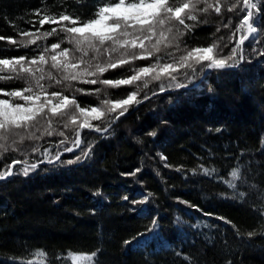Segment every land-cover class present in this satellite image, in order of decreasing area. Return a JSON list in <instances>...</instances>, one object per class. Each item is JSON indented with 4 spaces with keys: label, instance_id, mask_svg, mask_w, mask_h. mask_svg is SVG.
Instances as JSON below:
<instances>
[{
    "label": "trees",
    "instance_id": "trees-1",
    "mask_svg": "<svg viewBox=\"0 0 264 264\" xmlns=\"http://www.w3.org/2000/svg\"><path fill=\"white\" fill-rule=\"evenodd\" d=\"M230 2L222 0L220 15L197 13V21H186L193 25L191 31L179 26L180 51L172 47L164 51L173 55L158 54L161 64L175 65L171 75L162 73L159 80L147 75L117 88L41 81L49 92L75 97L82 107L103 108V99L126 98L131 92H137L139 102L147 99L133 102L104 133L80 129L79 147L77 126L67 118L53 117L52 136L37 132L39 139L25 140L17 151L0 154V171H5L14 159L44 160L45 149L51 157L72 147L73 152L64 153L61 160H75L82 150L91 152L71 165L59 161L38 165L28 176L17 171L24 165H15V175L0 181V264H72L69 253L93 252H97L95 264H264V31L244 41L234 58L244 59L236 68H209L196 87L191 85L198 82L207 62L197 65L195 72L178 66L179 56L192 47L215 43L217 58L231 53L242 35L237 28L243 13L228 12ZM99 6L102 0H0V36L5 38L0 40V58L25 53L31 58L45 47L50 49L51 43L72 48L59 26L39 25L35 10L85 20L94 18ZM229 18L231 26L222 27ZM260 24L264 29V17ZM53 27L57 34L28 48L9 43V39L26 40L21 35L25 30L35 33ZM151 63L154 57L135 60L100 78L127 79L134 69ZM43 68L62 78L51 68L50 58ZM176 83L185 87L177 88ZM26 86L24 78L0 80L4 91ZM161 87L167 91L160 93ZM0 98L6 97L0 94ZM117 115L110 113L91 123L104 129ZM38 126L44 131L49 121L42 119ZM135 169H140L135 176L121 175ZM98 189L100 194L94 195ZM149 192L153 195L148 202L137 204L135 211L122 199L127 195L139 200ZM180 201L214 215L205 216ZM154 217L156 228L151 223ZM125 240L131 242L126 245Z\"/></svg>",
    "mask_w": 264,
    "mask_h": 264
},
{
    "label": "snow or ice",
    "instance_id": "snow-or-ice-1",
    "mask_svg": "<svg viewBox=\"0 0 264 264\" xmlns=\"http://www.w3.org/2000/svg\"><path fill=\"white\" fill-rule=\"evenodd\" d=\"M210 11L220 15L222 0H102V6L98 7L94 18L89 17L85 20H81L79 16L73 18L72 15L63 12L59 15H42L39 9L35 10L36 15L40 16L39 25L55 24L59 26V30L66 34L65 39L72 48H61L60 43H51L50 49L45 47L38 55H33L31 58H28V53L10 59L0 58V72L7 71L14 74L13 76H0V80L24 78L27 85L21 90L4 91L0 89V94L6 97L0 98V154L7 153L9 150L17 151L18 146L25 140L39 139L36 135L37 132H40L41 136H52L54 134L51 129L53 117L67 118L68 123L77 126L76 147H79L82 142L80 129L107 131V129L92 124L91 121L101 120L102 117L117 112L118 115L115 118L119 119L120 116L128 112L129 106L133 102H139L137 92L129 93L126 98L103 99L101 101L103 108L99 106L89 108L82 107L75 97L69 98L60 91L49 92L41 81L47 78L54 80L55 84L66 83L68 86H71L74 81H79L85 84L99 83L117 88L121 85L133 84L147 75H151L153 80H159L162 73L171 75L175 71V65L173 63L161 64L163 57L158 54L172 47L180 51L179 44L176 42L183 33L179 32V26H183L186 31H191L193 25L186 21H197V13L206 14ZM227 11H235L237 16L243 13L237 28V31L242 32V35L236 41V46L231 49V53L217 58L215 43L203 48L192 47L179 56L178 66L180 68L191 69L195 72L197 65L204 66L203 62H207V68H232L238 62L234 58L244 41L251 34L264 31L260 24L261 18L264 17V0H232ZM231 24L232 20L229 18L228 23L222 24V27L228 28ZM217 31H220L219 27ZM54 34H57L56 27H53L51 31L44 32L37 29L35 33L25 30L21 35L27 37L26 40L17 42L9 39V43L28 48L30 45L37 44L38 40L47 39ZM251 38L255 39V37ZM3 39L5 38L0 36V40ZM77 53L79 55H76ZM164 54L166 56L173 55L166 51ZM149 57H154L155 63L134 69L135 74L127 79L100 78L110 69L122 67L135 60H147ZM49 58L51 68L60 72L62 78L56 79L51 72L45 73L43 66ZM243 59V55H240L239 60ZM171 78L173 81L176 79L174 75ZM175 87L183 88L185 85L176 83ZM76 91L83 90L76 89ZM95 91L98 93L100 90L96 89ZM160 91H164V88L161 87ZM42 119L49 121V127L44 131H41L38 126ZM67 126L66 123L65 127ZM58 134L63 136L64 132ZM148 135L155 136L156 133L149 132ZM33 151L36 149L33 148ZM64 151L73 152V148L68 147ZM43 155L49 164L59 161L61 164L71 165L83 158L90 157L91 152L82 150V155L75 156V160H61L59 152L50 157L46 149ZM20 163H23L24 167L17 171H22L25 176L38 168L37 163L29 164L27 161L13 160V165ZM139 171L140 169H135L132 172L121 173V175L135 176ZM208 171L207 168L204 169L205 174H208ZM157 174L159 175V173ZM14 175L13 166L9 165L7 170L0 171V181ZM231 175L236 177L237 172L233 170ZM99 194L100 190L98 189L94 195ZM152 195L149 192L139 200L129 199L125 195L122 199L133 205L131 210L135 211L137 204L147 203L148 198ZM243 195L240 193L241 197ZM180 202L188 204L205 216L214 215L204 212L199 206L192 205L188 201ZM217 219H224L226 223H230L223 217H217ZM151 223L153 228L158 227V220L155 217ZM135 239L136 237H133V240ZM130 242L124 241L126 245ZM37 255L43 257L44 253L37 252ZM96 255L97 252H93L91 255L69 253V258L72 264H95L94 257ZM28 264H34V262L28 261ZM41 264H43L42 261Z\"/></svg>",
    "mask_w": 264,
    "mask_h": 264
},
{
    "label": "water",
    "instance_id": "water-1",
    "mask_svg": "<svg viewBox=\"0 0 264 264\" xmlns=\"http://www.w3.org/2000/svg\"><path fill=\"white\" fill-rule=\"evenodd\" d=\"M253 36V34H251V36L249 37V38H251ZM248 38V39H249ZM247 40V39H246ZM242 47L243 46H241V48H240V51L242 50ZM241 63V60H240V62H238L237 64H235V66L234 67H232V68H224V69H233V68H236L239 64ZM205 71L203 72V74L199 77V79L197 80L198 82H196L195 84H193V85H191V87H196V86H198V84L201 82V80L206 76V74L208 73V71H209V68H205L204 69ZM165 91H167V90H164V91H159L160 93H164ZM154 95V94H153ZM152 97V96H151ZM147 99V98H146ZM145 99H142V101H144ZM142 101L140 102V103H142ZM140 103H138V104H140ZM138 104H136V105H138ZM136 105H135V107H136ZM128 112H126L125 114H127ZM124 114V115H125ZM116 120L117 119H114L111 123H110V125H108L105 129H108L112 124H114L115 122H116ZM91 130V129H90ZM91 131H94V130H91ZM95 133H104L105 131H101V132H97V131H94ZM64 153H66V151H62L61 153H60V158L63 156V154ZM56 161H54L53 163H55ZM33 163H37L38 165H44V164H49L48 162H47V160H43V161H37V162H33ZM29 164H31V163H29ZM52 164V163H51ZM10 165H12L13 167L15 166V165H24L23 163H20V164H14L13 165V162H11V164ZM14 169V168H13Z\"/></svg>",
    "mask_w": 264,
    "mask_h": 264
},
{
    "label": "rangeland",
    "instance_id": "rangeland-1",
    "mask_svg": "<svg viewBox=\"0 0 264 264\" xmlns=\"http://www.w3.org/2000/svg\"><path fill=\"white\" fill-rule=\"evenodd\" d=\"M255 35H257V34H256V33H253V36H255ZM140 102H141V101H140ZM140 102H139V103H140ZM90 108H91V107H90ZM118 111H119V110H118ZM91 122H92V121H91ZM104 129H105V128H104Z\"/></svg>",
    "mask_w": 264,
    "mask_h": 264
},
{
    "label": "bare ground",
    "instance_id": "bare-ground-1",
    "mask_svg": "<svg viewBox=\"0 0 264 264\" xmlns=\"http://www.w3.org/2000/svg\"><path fill=\"white\" fill-rule=\"evenodd\" d=\"M39 161H43V160H39ZM37 162V161H36Z\"/></svg>",
    "mask_w": 264,
    "mask_h": 264
}]
</instances>
